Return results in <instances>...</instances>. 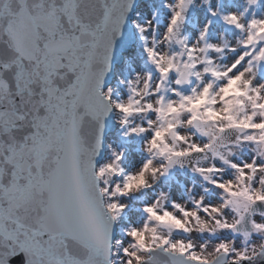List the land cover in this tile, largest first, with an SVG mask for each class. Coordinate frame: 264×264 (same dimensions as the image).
I'll use <instances>...</instances> for the list:
<instances>
[{"label":"snow or ice","instance_id":"6c2138e0","mask_svg":"<svg viewBox=\"0 0 264 264\" xmlns=\"http://www.w3.org/2000/svg\"><path fill=\"white\" fill-rule=\"evenodd\" d=\"M0 264H264V0H0Z\"/></svg>","mask_w":264,"mask_h":264},{"label":"rangeland","instance_id":"374dc122","mask_svg":"<svg viewBox=\"0 0 264 264\" xmlns=\"http://www.w3.org/2000/svg\"><path fill=\"white\" fill-rule=\"evenodd\" d=\"M156 3L159 4V0H156ZM200 11L201 10L199 8L194 9L192 12L189 13L188 16V23L186 25V28L190 30L193 34L195 33V28L193 27V25L198 24L204 18L202 11L201 12ZM160 13L161 15H166V12L162 7L160 8ZM212 27L216 33L223 32L225 35H229V36L235 35L230 29H227L218 19L213 21ZM227 59H230V57H228ZM246 151H247L246 149L241 150L240 155H243L244 152ZM178 179L183 180L185 179V177L178 175Z\"/></svg>","mask_w":264,"mask_h":264}]
</instances>
